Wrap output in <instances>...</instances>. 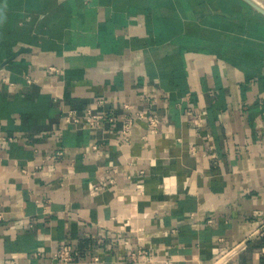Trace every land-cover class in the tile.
<instances>
[{
  "label": "crops",
  "instance_id": "1",
  "mask_svg": "<svg viewBox=\"0 0 264 264\" xmlns=\"http://www.w3.org/2000/svg\"><path fill=\"white\" fill-rule=\"evenodd\" d=\"M139 112L158 134L127 142ZM64 243L76 264H264L263 13L0 0V264Z\"/></svg>",
  "mask_w": 264,
  "mask_h": 264
},
{
  "label": "built area",
  "instance_id": "2",
  "mask_svg": "<svg viewBox=\"0 0 264 264\" xmlns=\"http://www.w3.org/2000/svg\"><path fill=\"white\" fill-rule=\"evenodd\" d=\"M100 119L101 116L99 115L87 114V116L85 117V125L90 129L96 128ZM63 121L67 125H77L80 123L79 119L75 117L73 111H68L67 113H65L63 116ZM136 121H142L145 123L148 136H156L158 134L160 126L159 118L151 114H144L139 112L136 114L134 119H125L122 135L127 142L130 140L131 129ZM56 156H63V152H57ZM110 182L112 181L110 180ZM49 258L51 261L57 264H76V252L73 250L72 246L67 243L60 245L56 250L49 253ZM93 261H97V258H94Z\"/></svg>",
  "mask_w": 264,
  "mask_h": 264
},
{
  "label": "water",
  "instance_id": "3",
  "mask_svg": "<svg viewBox=\"0 0 264 264\" xmlns=\"http://www.w3.org/2000/svg\"><path fill=\"white\" fill-rule=\"evenodd\" d=\"M245 2H247L248 4H250L255 10L261 12L264 14V11L261 10L260 8H258L257 6H255L252 2H250L249 0H244ZM4 66L2 65L1 68H3Z\"/></svg>",
  "mask_w": 264,
  "mask_h": 264
}]
</instances>
